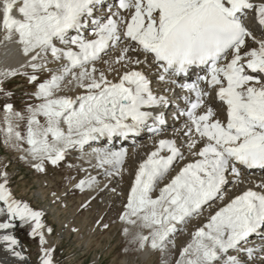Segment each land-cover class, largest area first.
<instances>
[{"label": "snow or ice", "instance_id": "obj_1", "mask_svg": "<svg viewBox=\"0 0 264 264\" xmlns=\"http://www.w3.org/2000/svg\"><path fill=\"white\" fill-rule=\"evenodd\" d=\"M99 4L0 0L3 39L15 37L28 58L21 67L31 69L0 72V94L10 95L5 79L25 75L38 101L27 106V117L3 104L5 143L25 151L22 158L44 173L47 164L65 161L70 149L103 140L108 146L92 149L96 167L111 165L118 173L128 149L113 141L127 142L143 132L159 137L168 126L166 109L173 99L183 100L172 119L184 123L173 127V138L154 140L120 215L149 230L133 238L141 248L150 244L164 252L169 244L175 247L179 225L224 200L229 175L238 180L244 169L264 170V0H116L115 11L110 7L97 16ZM249 17L251 26L245 23ZM116 48L119 54L105 59ZM42 74L47 78L41 80ZM65 87L82 92L58 94ZM13 119H26L23 134ZM98 183L89 176L76 187ZM257 187L264 189V183ZM44 216L16 197L8 172L0 171V246L20 264L29 260L18 250L23 248L14 234L18 227H27L38 241L39 264H56L46 236L53 229ZM260 229L264 191L248 189L196 228L176 264H248L256 250L245 245Z\"/></svg>", "mask_w": 264, "mask_h": 264}, {"label": "rangeland", "instance_id": "obj_2", "mask_svg": "<svg viewBox=\"0 0 264 264\" xmlns=\"http://www.w3.org/2000/svg\"><path fill=\"white\" fill-rule=\"evenodd\" d=\"M17 76L20 77L13 83L4 84L10 95L0 94V113H3V116L2 106L5 102L13 104L14 111L22 113L25 117L28 115L27 106L38 103L33 95L35 86L28 84L27 76ZM45 78L47 74H42L41 80ZM40 119L43 121L42 117ZM26 123L25 119L20 120L18 125L13 122V125L23 134ZM5 127L1 117L0 171L8 172L10 187L17 198H22L34 209L45 212L44 222L53 229L49 243L55 248L56 264H158L159 256L163 252L158 256L153 254L149 262L140 260L137 257L139 242L133 239L132 232L126 235L118 226L126 203V182L121 188L122 196L118 197L117 201L102 199L101 194L99 200L81 201L78 199L81 192L76 189L64 195L70 189V181L79 176L73 170H68L67 163L72 161L70 157L58 166L47 164V171L44 173L38 172L28 161L20 158V149L5 143ZM20 147L25 149L28 145L21 142ZM127 165L130 171L128 175L132 176L134 163ZM207 220V216H204L195 225L202 226ZM67 223L73 227L69 232L66 231ZM105 224L108 225L107 228L104 227ZM28 232L27 227H18L14 234L21 241V250L28 257L29 264H39L38 241L29 236ZM174 241L175 247L169 245L170 249L168 248L171 260L169 264H176L180 251L186 246L187 238L181 235Z\"/></svg>", "mask_w": 264, "mask_h": 264}, {"label": "bare ground", "instance_id": "obj_3", "mask_svg": "<svg viewBox=\"0 0 264 264\" xmlns=\"http://www.w3.org/2000/svg\"><path fill=\"white\" fill-rule=\"evenodd\" d=\"M103 5L101 4V7ZM102 11V9H98L97 13ZM4 33L2 30H0V72L4 70H17L19 72H31L30 68H22L21 65L25 64L26 60L28 59L23 55V52L21 50V46L16 42L15 37L13 38L12 41H5L3 39ZM120 49L116 48L112 50L109 54V56H106L105 59H110L114 58L116 55L119 54ZM102 62L98 63V67H100ZM17 76V75H16ZM5 84V83H4ZM82 92V90H78L75 88H69L65 87L63 89V93H58V94H67V95H78ZM17 112V111H16ZM4 117L3 113H0V118ZM20 120L13 119V122L18 125ZM17 127V126H16ZM173 127L179 128L181 127L178 123H175L173 125H169L166 127V129L160 134V136H164L167 138H173ZM140 140V145L136 146L135 144H128V155L124 160L123 165L121 168L117 171H114L112 169L111 165H105L104 168H99L96 167L97 160L95 156L92 153L93 148H100V147H105L104 142L105 141H94L90 142V145H86L83 150L76 148V149H70L69 152L67 153L66 158L70 157L72 160L71 162L67 163L68 170H73L74 173H78V177L74 178L73 180L70 181L69 186L70 189L64 194H68L71 190L76 189L80 190V195L78 197L79 200L81 201H89V200H99V198L102 196V199L105 198L107 200H113L117 201L118 197L121 198V188L123 184H128L125 195H127L130 186L135 178V173L138 169L139 164L146 159L147 154L153 150L154 148V140H156V137H139L136 138ZM124 144H127L124 142ZM27 149V148H25ZM20 152V151H18ZM22 160L28 161L30 165H32V161L28 158H22V157H27V153L25 151H21L19 154ZM187 156V153H186ZM188 159H191V157H188ZM128 163H134V170L133 174L131 177L128 175L129 174V166L127 165ZM184 163V161H181L178 165L181 166ZM71 165V167H69ZM112 171V175L106 176L104 175L105 171ZM78 171V172H76ZM246 173V172H245ZM244 173L242 170V174L239 177L238 180H236L234 177L229 175L228 178V183L226 184L225 188L223 189V195H224V200H216L212 202L211 206H205L203 212L196 217H193L186 225H179L178 227L182 228V231H178L173 239L179 238L181 235H185L187 238V241L185 245H187L191 239H192V233L196 230L197 227L201 226H196V222L202 218L206 217L209 218L211 214H214V212L218 209L219 206H221L223 203L227 202L231 198L235 197L236 195L241 194L242 192L248 190V189H260L257 186L261 184L260 182H255L253 181L252 176H248ZM89 176L96 177L97 180L99 181L98 185H93L91 188L85 187L83 190L80 188L76 187V185L79 183L81 179H86ZM126 182V183H125ZM162 186V185H161ZM245 186V187H244ZM112 189H115V191H112ZM120 190V191H119ZM264 191V189H262ZM42 196H44L43 192H41ZM101 194V196H100ZM124 198V196H123ZM104 201V200H103ZM121 202V201H120ZM123 203V202H122ZM91 204V203H90ZM204 219V218H203ZM65 222V221H64ZM118 226L120 229L124 232V229L127 228L129 229V233L132 232V234L135 236L137 233H141L144 235L148 234V229H141L136 225H131L127 224L124 221H120ZM203 226V225H202ZM72 226L67 223V229L66 231L69 232L72 230ZM46 236L48 240L50 241V235L46 233ZM55 241V240H54ZM176 241V240H175ZM171 245V244H169ZM169 245L167 249L161 254L160 259L157 261L158 264H169L171 262L170 257H169ZM247 248H253L256 251L253 253V258L248 261V264H264V238H260L259 240L254 239L251 240L249 239L248 243L245 245ZM169 248V249H168ZM21 250V249H18ZM160 251L158 250H153L150 247V244L145 246L144 248H141L139 246L137 250V257L145 262H149L151 256L153 254H158ZM235 254V253H232ZM172 256V255H171ZM180 258V257H179ZM178 258V259H179ZM177 259V260H178ZM244 259H247L246 254H244ZM137 260V259H136ZM175 263V261H174ZM0 264H20V262L13 257L10 253L4 250L3 246H0Z\"/></svg>", "mask_w": 264, "mask_h": 264}]
</instances>
